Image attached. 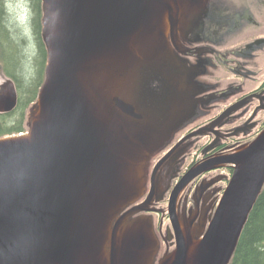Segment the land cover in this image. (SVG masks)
Masks as SVG:
<instances>
[{
    "label": "water",
    "instance_id": "water-1",
    "mask_svg": "<svg viewBox=\"0 0 264 264\" xmlns=\"http://www.w3.org/2000/svg\"><path fill=\"white\" fill-rule=\"evenodd\" d=\"M207 2L42 0L45 80L26 132L0 138V264L150 263L156 244L148 219L112 230L121 209L142 195V162L171 130L143 107L141 89L151 76L167 75L168 64L180 66L170 45L179 47L198 21L206 22ZM156 56L162 58L154 63ZM9 82L12 91L0 94L2 114L18 103ZM212 163L192 170L178 192L204 171L232 166L216 214L200 239L179 235L162 264L233 260L264 190V130ZM150 204L151 195L128 214Z\"/></svg>",
    "mask_w": 264,
    "mask_h": 264
},
{
    "label": "flooded vegetation",
    "instance_id": "flooded-vegetation-1",
    "mask_svg": "<svg viewBox=\"0 0 264 264\" xmlns=\"http://www.w3.org/2000/svg\"><path fill=\"white\" fill-rule=\"evenodd\" d=\"M222 3L221 0H208L201 16L203 21L206 19V22L198 21V26L193 27L191 33L185 34L180 38V41L183 40L186 43L203 41L206 44L212 43V45L218 46L220 40L227 39L226 36H221L220 39L213 37L216 34L217 26L223 23V16L217 13ZM181 44L179 47H185L183 51L185 56L197 57L198 52L194 49L190 50L189 44ZM174 47L176 50L182 51L179 47ZM247 50L250 53L243 55ZM260 50H264V38L247 44L242 54L239 52L237 55V51L226 52L234 56L252 59L254 54ZM211 53L213 58H217V63L220 61L225 69L232 71L227 67L230 60L223 61L221 53L217 49H212ZM228 53L223 55L226 56ZM183 62L190 66L188 69L186 65H182L183 63L180 64L181 67L187 68L183 76L169 74L168 70L175 73L171 63L168 64L167 75L164 73L151 76L149 85L141 89L144 98L141 96L143 107H148L152 113L157 115L164 109L163 105H168L172 97L181 91L183 93V95L181 94V103L175 107L180 110L173 113L171 110L174 111L175 108L170 107L169 115H164L170 122L168 125V128H171L168 130L170 134L168 133L169 135L162 139L155 150H152L146 160L142 162L141 173L144 175L142 195L135 202L124 206L112 224L113 230L119 222H121L122 228H126L141 218L150 221L156 245L149 264H162L169 258L178 248L179 235L190 236L192 239L198 240L202 237L203 232L207 231L234 173L233 167L225 166L204 171L191 180L180 192H178L179 186L192 170L204 164L214 166L212 162L217 157L231 154L239 147L233 134L229 132L221 134L220 131L224 127L220 129L219 124L215 125L222 113L215 117H206L204 112L197 111L199 105L202 109L209 107L219 94H207L210 91L208 86L200 81H198L199 83L195 81L196 77L194 76L189 77V74L203 72V69L198 65L200 63ZM177 80H179L180 87L177 86L178 84L175 86L171 83L174 81L176 84ZM192 89L197 92L191 91ZM188 90L191 93H188ZM251 95L252 93L249 96ZM247 96L246 93H242L239 100L243 101ZM235 104L236 102L227 105V109L223 113L235 107ZM146 126H152L151 129H148L151 132L164 131V129H156L157 127L153 125ZM199 131L203 132L195 134ZM150 195L151 204L148 206V210L128 214L133 208L147 201ZM119 229L118 227V231Z\"/></svg>",
    "mask_w": 264,
    "mask_h": 264
},
{
    "label": "rangeland",
    "instance_id": "rangeland-1",
    "mask_svg": "<svg viewBox=\"0 0 264 264\" xmlns=\"http://www.w3.org/2000/svg\"><path fill=\"white\" fill-rule=\"evenodd\" d=\"M221 1L230 11L222 13L223 23L217 26L216 34L213 37L220 39L221 36H226L227 39L220 40L218 46L212 45V43L206 44L203 41L199 43L194 41L186 43L181 40V45L189 44L188 47L190 50L194 49V51L196 50V52H198L197 57L185 56L181 50H176L172 44L170 45V50L172 52L171 55L176 58V64L183 63L182 65H186L189 68V64H185L183 61L200 63L198 65L203 69V72L189 74V77L192 78V76H194L196 77L195 81H200L208 86V90L210 91L207 92V94H219L209 107H203L202 109L199 105L197 111L201 110L205 113L206 117H215L221 113L223 115V112L227 109V105H231V103L234 102H236L235 106L239 105L235 111L218 123L220 129L224 127L223 130L220 131L221 134L228 132L233 134V137L237 139L236 141L239 145L237 149H239L255 140L264 130V50L256 52L252 59L234 56L226 51H237V55L239 52L242 54L247 44L259 40V38H264V0ZM7 5L13 17L16 18V20L24 18L28 29H30L31 26L28 22L29 3L27 0H7ZM27 34L30 36L29 39L33 42L31 33L29 34L28 32ZM31 47L32 44L28 51V61H26V65L29 67L34 65L37 54L35 45L32 48V53ZM205 47L208 49L206 48L205 50ZM180 49L184 51L185 47L183 46V48ZM212 49H217L221 53L223 61L226 62L230 60L227 67L232 69V71L225 69L220 61L217 63V58H213V54L211 53ZM225 53L228 54L224 56L223 54ZM161 58L162 57H154V63ZM172 66L174 70L180 72V75L184 74L187 69L183 68L184 66H176L175 64ZM2 69L4 70V68ZM27 70H29V68H27ZM31 71L32 70L29 71L30 74ZM168 72L170 75H174L173 72ZM138 74H140L139 68H137V75ZM133 75L134 74L131 73L130 77ZM127 76H129V74ZM9 81L12 80H10L7 75L0 72V88L2 89L0 94H9L12 91L10 88L8 89L6 85L10 83ZM242 93H246L248 96L245 100L240 101L239 99H241ZM251 93L252 95L249 96ZM181 94L183 95V93L179 91V97L174 96L168 105H163L164 109L162 108L163 110L156 118H159L162 122L170 123L164 115H169L170 107L175 108L177 105H180ZM179 110L180 108H175L174 111H171L175 113ZM155 121H158V119H155Z\"/></svg>",
    "mask_w": 264,
    "mask_h": 264
},
{
    "label": "trees",
    "instance_id": "trees-1",
    "mask_svg": "<svg viewBox=\"0 0 264 264\" xmlns=\"http://www.w3.org/2000/svg\"><path fill=\"white\" fill-rule=\"evenodd\" d=\"M27 2L30 29L24 18L16 20L13 17L7 0H0V72L15 82L18 93L15 110L0 113V138L26 131L27 111L37 101L45 80L48 52L42 36V3L41 0ZM229 11L222 3L217 13L222 16V13ZM28 32L31 33L33 42L29 39ZM31 44V53L35 45L37 54L34 65L29 67L26 61ZM249 53L247 50L243 55ZM231 264H264V190L250 214Z\"/></svg>",
    "mask_w": 264,
    "mask_h": 264
},
{
    "label": "bare ground",
    "instance_id": "bare-ground-1",
    "mask_svg": "<svg viewBox=\"0 0 264 264\" xmlns=\"http://www.w3.org/2000/svg\"><path fill=\"white\" fill-rule=\"evenodd\" d=\"M259 134V133H258Z\"/></svg>",
    "mask_w": 264,
    "mask_h": 264
}]
</instances>
